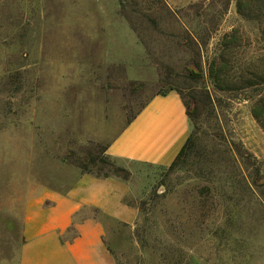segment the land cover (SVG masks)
Here are the masks:
<instances>
[{
	"label": "rangeland",
	"instance_id": "rangeland-1",
	"mask_svg": "<svg viewBox=\"0 0 264 264\" xmlns=\"http://www.w3.org/2000/svg\"><path fill=\"white\" fill-rule=\"evenodd\" d=\"M237 0H0V264H17L24 202L79 173L129 185L133 225L95 214L114 264H264V130L249 91L208 66L264 65ZM236 30L241 47H223ZM180 93L192 144L172 165L105 148L153 95Z\"/></svg>",
	"mask_w": 264,
	"mask_h": 264
},
{
	"label": "crops",
	"instance_id": "crops-1",
	"mask_svg": "<svg viewBox=\"0 0 264 264\" xmlns=\"http://www.w3.org/2000/svg\"><path fill=\"white\" fill-rule=\"evenodd\" d=\"M191 132L179 92L151 96L107 143L117 160L151 166L170 165ZM129 185L114 176L79 173L65 189L43 187L22 208L17 264H114L105 245L102 214L135 225L139 209L127 201Z\"/></svg>",
	"mask_w": 264,
	"mask_h": 264
},
{
	"label": "trees",
	"instance_id": "trees-1",
	"mask_svg": "<svg viewBox=\"0 0 264 264\" xmlns=\"http://www.w3.org/2000/svg\"><path fill=\"white\" fill-rule=\"evenodd\" d=\"M236 11L243 19L260 24V15L264 12V0H237ZM222 41L225 48L230 46L241 47L238 44L239 36L236 30L224 34ZM223 52L208 66V76L212 84L221 91H249L251 93L249 98L251 100L250 114L259 127L264 130V65L250 62L236 67H229L228 61L224 59ZM187 115L189 117L188 112ZM191 144L192 138L189 135L170 165L174 164Z\"/></svg>",
	"mask_w": 264,
	"mask_h": 264
}]
</instances>
